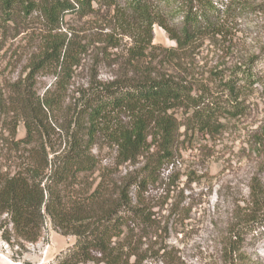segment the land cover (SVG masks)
<instances>
[{
  "label": "trees",
  "instance_id": "trees-1",
  "mask_svg": "<svg viewBox=\"0 0 264 264\" xmlns=\"http://www.w3.org/2000/svg\"><path fill=\"white\" fill-rule=\"evenodd\" d=\"M94 5L113 11L104 16L110 31L99 38V52L117 48L119 32L131 43L110 79L92 75L76 89L67 105L70 117L66 125L59 124L62 148L51 155L56 150L49 114L61 108L65 84L88 47L72 31H52L60 29L67 14L90 16ZM229 9L224 0H0V24L14 20L15 12L23 18L39 12L49 31L41 51L29 59L26 76L12 83L8 94L0 86V106L8 99L25 128L24 137L5 141L6 149L27 148L25 154L0 162V214L11 224L2 232L4 240L36 241L49 222L62 235L75 237L56 264H168L165 252L143 247L137 236L134 225L149 219L140 194L173 158L181 128L189 136L221 133V116L239 113L240 83L255 80L257 58L252 56L221 79L225 100L191 81L193 57L205 41L215 43L225 34ZM154 25L174 46L152 43ZM48 67L54 68L60 95L39 96L33 90L35 74ZM181 110L186 114L182 122L175 115ZM99 135L114 145L118 164L141 160V166L119 178L102 170L92 182L88 173L97 168L93 146ZM252 180V208L242 221L250 228L264 223V193ZM242 230L229 233L223 244L226 264L243 260Z\"/></svg>",
  "mask_w": 264,
  "mask_h": 264
},
{
  "label": "rangeland",
  "instance_id": "rangeland-1",
  "mask_svg": "<svg viewBox=\"0 0 264 264\" xmlns=\"http://www.w3.org/2000/svg\"><path fill=\"white\" fill-rule=\"evenodd\" d=\"M224 1L230 8L224 17L227 31L215 43L205 41L196 52L191 81L224 98L221 79L252 56L257 58L252 66L255 80L240 83L239 113L234 117L221 116L225 124L221 133L212 137L200 133L189 136L181 128L173 158L159 169L157 177L140 194L149 219L134 225L137 236L143 247L147 244L160 254L165 252L168 264H226L223 244L236 228H243L241 264H264V223H255L251 228L242 226L243 214L252 208L253 178L264 193V0ZM93 9L85 18L67 14L60 29L52 31L62 35L72 31L88 47L65 84L61 108L49 114L48 129L56 150L51 155L62 148L59 136L63 129L59 124L66 125L70 117L67 105L76 89L86 86L92 75L100 80L110 79L122 66L121 53L131 43L128 36L119 32L118 47L99 52L102 46L99 38L103 32L110 31L104 16L113 15V11L96 5ZM47 28L39 12L26 18L15 12L14 20L1 22L0 86L6 94L12 83L26 76L29 59L41 51L44 36L49 33ZM152 33L153 44L174 46L159 26L154 25ZM34 81L33 90L39 96L61 93L53 67L39 70ZM0 107V162L3 163L5 156L25 154L27 148L22 145L15 152L6 149L5 141L24 137L25 128L18 109L8 99ZM175 115L180 122L186 117L182 110ZM93 152L98 163L88 173L92 182L97 181L102 170L119 178L142 164L141 160L118 164L114 145L100 135ZM134 192L131 194L136 199ZM10 229L7 215L0 214V264H56V257L75 241L73 235H62L49 222L42 235L32 242L15 237L4 240L2 232Z\"/></svg>",
  "mask_w": 264,
  "mask_h": 264
}]
</instances>
